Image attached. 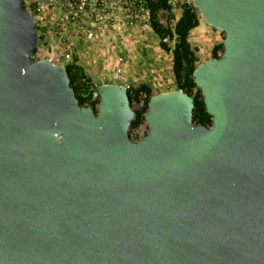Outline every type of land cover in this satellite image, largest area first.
Segmentation results:
<instances>
[{"label":"water","instance_id":"obj_1","mask_svg":"<svg viewBox=\"0 0 264 264\" xmlns=\"http://www.w3.org/2000/svg\"><path fill=\"white\" fill-rule=\"evenodd\" d=\"M224 33L148 131L121 84L80 105L65 66L32 60L35 22L0 0V264H264V0H193Z\"/></svg>","mask_w":264,"mask_h":264},{"label":"rangeland","instance_id":"obj_2","mask_svg":"<svg viewBox=\"0 0 264 264\" xmlns=\"http://www.w3.org/2000/svg\"><path fill=\"white\" fill-rule=\"evenodd\" d=\"M168 5L169 8H160L157 11L158 23L163 28L170 29L172 32V34L168 33L163 37L167 38L166 40H163V38L160 39L150 24H139L132 28L111 25L104 30V34L101 37L93 42H83L82 40L76 39L73 48L79 54H73L70 59H65L51 53L52 45L55 48L54 50L58 46L55 42H49L50 44L45 43L41 46V50L37 49L35 51L31 59H52L55 64L69 66L71 74L74 76L73 85L76 88L77 94L82 98L84 106H90L92 101L98 100L93 94L97 90L98 84L104 79L103 76L106 73L100 68L102 67L103 58L105 59L100 53V49L102 48L100 39L106 36L111 42L113 49L115 44L113 40L119 37L117 52L112 51L106 59L112 62L111 64L113 65V63L118 62L119 56H123L124 61L127 58L130 60L129 63L135 64V68L130 69V74H132L131 76L134 80L125 81L124 78H121L133 88L131 108L133 111H142L146 101V92L143 90L135 91L138 86H147L152 95L180 90L173 73L172 49L176 41L174 25L181 15L182 6L181 4L172 5L169 3ZM196 11L199 18L203 20L199 10L196 9ZM223 38L224 33L211 26L206 31H192L188 34V41L198 56L197 66L205 61V59L213 58L212 50L214 46L222 43ZM161 40L167 44L168 50L161 47ZM118 48H121V50H118ZM46 49H48V52ZM222 51L221 48H218L217 56L222 55ZM110 75L113 76L114 73L110 72ZM95 105L97 106V103ZM147 131V122L144 119L138 125L129 128L128 135L131 139L137 140L142 138Z\"/></svg>","mask_w":264,"mask_h":264},{"label":"built area","instance_id":"obj_3","mask_svg":"<svg viewBox=\"0 0 264 264\" xmlns=\"http://www.w3.org/2000/svg\"><path fill=\"white\" fill-rule=\"evenodd\" d=\"M167 1L172 5L193 6V0ZM22 2L35 22L37 49L41 50L45 43L55 42L58 46L54 50L52 45L51 53L65 59H70L73 54H79L73 48L76 39L93 42L111 25L132 28L139 24H150V9L146 0H22ZM46 50L48 52V49ZM123 61V56H119L118 62ZM116 72L118 84L133 95V88L121 78L120 68H117ZM93 95L100 100L97 90Z\"/></svg>","mask_w":264,"mask_h":264},{"label":"trees","instance_id":"obj_4","mask_svg":"<svg viewBox=\"0 0 264 264\" xmlns=\"http://www.w3.org/2000/svg\"><path fill=\"white\" fill-rule=\"evenodd\" d=\"M147 5L150 9V25L153 31L162 39L166 34H172L170 29L163 28L157 20V11L160 8H169L167 0H146ZM182 13L178 20L174 25V33L176 35V41L174 47L172 49L173 55V73L175 77V81L180 90L188 93L193 98V115L192 120L194 123H200L203 125H211V116L207 113L204 103L203 97L201 95L200 89L196 86L193 79V71L197 67L196 62L198 60L194 49L191 47L188 41V34L191 29H193L198 24V13L194 6H188L186 4H182ZM160 45L163 49H167V44L162 40L160 41ZM221 48L223 50V45L220 43L219 45L214 46L212 50L213 57L217 56V49ZM35 53V52H34ZM34 55V54H33ZM66 71L69 76V82L71 87L74 90L75 96L78 99L80 105H83L82 98L77 94L76 88L74 87V76L71 74L70 67L65 66ZM143 90L146 92V101L143 106L142 111H134L135 117L130 123V127L132 128L138 125L139 122L144 120V113L148 106V100L152 96L150 89L145 85L138 86L135 91ZM128 98L130 106L132 104L133 95L132 92L127 90ZM100 100L92 101L90 107L96 113L98 107L95 105L99 104Z\"/></svg>","mask_w":264,"mask_h":264},{"label":"crops","instance_id":"obj_5","mask_svg":"<svg viewBox=\"0 0 264 264\" xmlns=\"http://www.w3.org/2000/svg\"><path fill=\"white\" fill-rule=\"evenodd\" d=\"M182 13V12H181ZM199 17V16H198ZM208 24L202 20L201 18H198V24L197 26H195L193 29L190 30V32L195 31V32H202V31H206L208 29ZM189 32V33H190ZM119 37L115 38L113 41H115L114 44V48L112 49V44L109 41V39L105 36L103 38L100 39V44L101 45V49H100V53L101 55H103L105 57V59L103 58L102 60V68L106 73L104 74V79L98 84L102 85V84H117L119 82L118 77H117V73L115 72L116 68H120L121 71V77L124 78L125 81H131L134 80L133 77L131 76L132 74H130V69H134L135 68V64L133 63H129V59L126 58L125 61L123 62H116L113 63V65L111 64L112 62H109L106 58L109 54H111L112 51H116L117 52V47L118 44L117 42H119ZM121 50V48H118V50ZM128 50V48H126ZM127 55V54H126ZM197 56V55H196ZM198 58V56H197ZM207 60V59H205ZM138 67V66H137ZM110 72H113L114 75H110ZM147 84V82H145ZM167 91V90H165ZM162 92V91H161Z\"/></svg>","mask_w":264,"mask_h":264}]
</instances>
